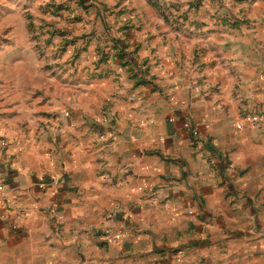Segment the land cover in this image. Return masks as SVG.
<instances>
[{
	"label": "crops",
	"instance_id": "0c3cea01",
	"mask_svg": "<svg viewBox=\"0 0 264 264\" xmlns=\"http://www.w3.org/2000/svg\"><path fill=\"white\" fill-rule=\"evenodd\" d=\"M122 2L126 45L95 79L76 61L67 111L22 114L33 153L0 146V264H205L233 196L264 211V0Z\"/></svg>",
	"mask_w": 264,
	"mask_h": 264
},
{
	"label": "rangeland",
	"instance_id": "374dc122",
	"mask_svg": "<svg viewBox=\"0 0 264 264\" xmlns=\"http://www.w3.org/2000/svg\"><path fill=\"white\" fill-rule=\"evenodd\" d=\"M131 10L122 0H0V146L9 147L12 158L25 144L33 153L41 136L22 114L67 111L63 101L68 100L71 68L85 57L97 78L110 54L126 45L120 31L130 27L131 20L123 15ZM225 160L236 175L228 155ZM233 199L235 206L218 213L221 223L230 226L227 242L213 246V260L205 264H264V211L251 215L242 209L240 196ZM234 230L243 235L229 237ZM183 256L177 250L170 264Z\"/></svg>",
	"mask_w": 264,
	"mask_h": 264
},
{
	"label": "built area",
	"instance_id": "2783aa9c",
	"mask_svg": "<svg viewBox=\"0 0 264 264\" xmlns=\"http://www.w3.org/2000/svg\"><path fill=\"white\" fill-rule=\"evenodd\" d=\"M222 3L225 2V0H220ZM261 95L264 97V90L262 91ZM244 119L246 120V125H249L250 127H261L264 128V114H247L244 116ZM244 124L237 123L236 129L240 130L242 129ZM4 193V187L0 185V220H6L9 216V208L7 207L6 200L3 196ZM191 213V212H189ZM16 226H14V229Z\"/></svg>",
	"mask_w": 264,
	"mask_h": 264
}]
</instances>
